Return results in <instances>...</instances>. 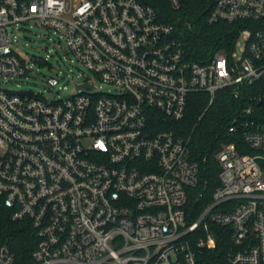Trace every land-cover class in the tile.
<instances>
[{
  "label": "built area",
  "instance_id": "2783aa9c",
  "mask_svg": "<svg viewBox=\"0 0 264 264\" xmlns=\"http://www.w3.org/2000/svg\"><path fill=\"white\" fill-rule=\"evenodd\" d=\"M206 21L238 34L194 55L183 20L142 0H0V198L34 231L32 264H203L223 235L228 264H264V0H212ZM23 24L62 40L91 76L63 97L7 88L29 69L13 49ZM222 89L242 103L227 126L240 143L214 152L219 185L191 221L198 164L189 137L162 127L190 94L211 104ZM0 264H15L5 245Z\"/></svg>",
  "mask_w": 264,
  "mask_h": 264
},
{
  "label": "trees",
  "instance_id": "16d2710c",
  "mask_svg": "<svg viewBox=\"0 0 264 264\" xmlns=\"http://www.w3.org/2000/svg\"><path fill=\"white\" fill-rule=\"evenodd\" d=\"M142 1L154 7L159 18L165 22L183 20L180 28L194 55H209L214 50L227 48L238 34L237 24H209L206 21L207 9L212 0H181L178 10H173L167 0ZM241 104L229 89L217 91L211 104L207 93H192L184 117L168 121L162 127L178 136L189 137L190 159L198 164V182L189 190L184 205L186 219H196L219 185V167L213 157L218 146L222 142L240 143L238 135L227 133V126L239 112ZM218 231L223 234L222 229L218 228ZM36 242L28 221L12 220L11 211L0 198V245H5L13 253L15 264H32L31 253ZM227 249L226 236L216 237V246L205 252L203 264H228Z\"/></svg>",
  "mask_w": 264,
  "mask_h": 264
},
{
  "label": "rangeland",
  "instance_id": "374dc122",
  "mask_svg": "<svg viewBox=\"0 0 264 264\" xmlns=\"http://www.w3.org/2000/svg\"><path fill=\"white\" fill-rule=\"evenodd\" d=\"M14 33L16 43L13 49L29 69L25 75L10 79L7 88L63 97L73 91L75 83L91 76L81 63L66 52L63 41L59 42L55 35L46 32L41 26L23 24ZM40 59H45L46 63H39ZM50 77L57 79L55 87L49 88L47 85Z\"/></svg>",
  "mask_w": 264,
  "mask_h": 264
}]
</instances>
